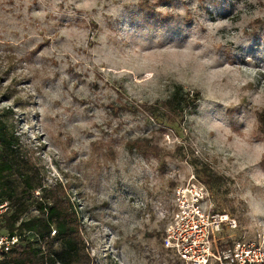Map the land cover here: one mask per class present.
Instances as JSON below:
<instances>
[{"label":"rangeland","instance_id":"374dc122","mask_svg":"<svg viewBox=\"0 0 264 264\" xmlns=\"http://www.w3.org/2000/svg\"><path fill=\"white\" fill-rule=\"evenodd\" d=\"M140 1L0 0V112L45 183L67 187L96 262L184 264L163 237L173 191L195 179L210 194L203 208L225 216L210 264H264V0ZM178 85L202 96L181 137L107 113ZM143 137L168 153L164 169L126 150ZM98 139L113 143V162L93 156ZM194 164L223 182L210 191Z\"/></svg>","mask_w":264,"mask_h":264},{"label":"trees","instance_id":"16d2710c","mask_svg":"<svg viewBox=\"0 0 264 264\" xmlns=\"http://www.w3.org/2000/svg\"><path fill=\"white\" fill-rule=\"evenodd\" d=\"M150 7L149 0L140 1ZM257 22L263 23L260 19ZM41 43L34 52H38ZM202 96L200 90L178 85L167 98L137 104L117 98L107 105V113L116 117L131 113L142 118L152 132L182 136L188 128L187 120L196 114ZM10 110L0 112V205L7 201L9 208L0 218V235H22L19 246L5 254L0 264H100L90 255L89 244L84 239L83 227L75 202L60 182L46 184L41 166L32 158L34 150H26L20 137L13 131ZM256 133L264 140V107L256 111ZM129 152H136L148 160H156L164 169L168 153L158 143L143 137L126 142ZM96 159L113 162L115 147L109 140L94 141ZM180 145H177L179 148ZM260 163L264 170V155ZM197 178L205 182L210 191L223 182L207 164H194ZM39 191V194H36ZM37 214L27 217L30 209ZM55 231V234H52Z\"/></svg>","mask_w":264,"mask_h":264},{"label":"built area","instance_id":"2783aa9c","mask_svg":"<svg viewBox=\"0 0 264 264\" xmlns=\"http://www.w3.org/2000/svg\"><path fill=\"white\" fill-rule=\"evenodd\" d=\"M209 197L206 186L195 179L173 191V213L164 233V246L184 264H210L213 257L218 258L211 246L215 243L214 232L222 228L225 216L211 215L203 208ZM8 208L7 201L0 205V218ZM22 238V235H0V259L19 246Z\"/></svg>","mask_w":264,"mask_h":264}]
</instances>
